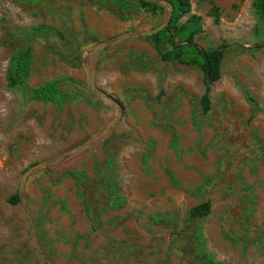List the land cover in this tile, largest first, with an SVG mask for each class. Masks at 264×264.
<instances>
[{"label": "rangeland", "instance_id": "obj_1", "mask_svg": "<svg viewBox=\"0 0 264 264\" xmlns=\"http://www.w3.org/2000/svg\"><path fill=\"white\" fill-rule=\"evenodd\" d=\"M253 1L190 0L178 21L199 16L194 42L224 52L206 113L203 72L162 60L165 39L132 35L99 47L89 56L93 81L121 104L119 117L101 140L27 173L20 190L29 167L74 151L115 119L87 81L85 58L118 35L106 38L120 15L110 0H0V264H264V28ZM166 17L129 0L120 33ZM40 24L63 37L35 35ZM27 44L30 86L78 80L61 84L70 98L60 106L8 86L9 59ZM192 116L210 127L216 163L196 191H182L157 162L168 156L172 121ZM205 200L210 213L191 219L188 209Z\"/></svg>", "mask_w": 264, "mask_h": 264}, {"label": "trees", "instance_id": "obj_2", "mask_svg": "<svg viewBox=\"0 0 264 264\" xmlns=\"http://www.w3.org/2000/svg\"><path fill=\"white\" fill-rule=\"evenodd\" d=\"M129 0H110L112 5H116L121 20H126V11ZM141 8L147 12L156 15L162 14L168 10L167 6L153 0H138ZM172 6V16L168 24L162 29L152 33L149 37L160 40L165 39L171 48L160 52V58L164 61H183L192 64L201 69L204 74L205 91L201 96V108L204 113L210 109V99L208 90L210 83L219 76V65L223 57L222 48L204 49L194 42V36L201 31L200 17L190 15L184 24L178 25V21L190 12V0H161ZM254 13L259 24L264 28V0L253 1ZM215 19H218V10L213 7ZM31 31L35 35L47 32L54 33L63 37L61 32L55 27L40 24L33 25ZM190 53V57L185 54ZM33 49L30 44L21 47L14 52L9 59V66L6 72V81L8 86H23L29 89L32 99L42 102H51L60 106L70 98V95L61 89V84L67 82L75 84L78 80L72 76H56L47 79L37 86L28 84V77L31 70ZM19 200L16 195L11 196L7 201L14 204ZM211 202L205 200L191 207L188 210V216L191 219L201 218L210 213Z\"/></svg>", "mask_w": 264, "mask_h": 264}, {"label": "crops", "instance_id": "obj_3", "mask_svg": "<svg viewBox=\"0 0 264 264\" xmlns=\"http://www.w3.org/2000/svg\"><path fill=\"white\" fill-rule=\"evenodd\" d=\"M122 21L124 20L119 17L117 23L107 29L106 38L119 34L125 29ZM187 120L172 121L171 136L165 141L166 148L168 146V156L157 162L158 172L163 174L166 181L173 182L179 190L196 191L199 185L213 173L216 155L207 146L211 135L210 127H206L197 116ZM201 124H204V127ZM164 179L159 181L165 184Z\"/></svg>", "mask_w": 264, "mask_h": 264}, {"label": "water", "instance_id": "obj_4", "mask_svg": "<svg viewBox=\"0 0 264 264\" xmlns=\"http://www.w3.org/2000/svg\"><path fill=\"white\" fill-rule=\"evenodd\" d=\"M153 1H157V2H160L164 5L167 6L168 10H167V17L166 19L164 20V22L148 29V30H137V29H130V30H127L123 33H120L118 34L117 36H115L114 38H112L111 40H107V41H101L99 43H97L96 45H94V47L88 52L86 58H85V69H86V73H87V81L89 83V85L93 88V90L99 94L102 98L110 101L115 107H116V116H115V119L113 120V122L111 123V125L109 126V128L107 130H105L103 133H101L99 136H97L96 138H94L93 140H91L90 142H87L85 144H83L82 146H80L79 148L75 149L74 151H71V152H68V153H65V154H61L59 156H56L54 158H51L49 160H46V161H43L41 163H37L31 167H29L26 172L22 175V177L20 178V182H19V186H20V190L23 189V181H24V178L26 176L27 173H29L30 171H32L33 169L35 168H38L40 166H43L47 163H50V162H53V161H57V160H60L62 158H66L68 156H70L71 154H74L84 148H87L89 146H91L92 144H94L95 142L101 140L105 135L108 134V132L111 130L112 126L114 125L116 119L119 117L120 113H121V104L118 102V100L111 94L107 93L106 91L104 90H101L100 88H98L96 86V84L94 83L93 81V77H92V72H91V68L89 66V56L95 52L99 47L103 46V45H106L108 43H111V42H114L118 39H121L123 37H126V36H132V35H141V36H146V35H149V34H152L160 29H162L163 27H165L169 20L171 19V16H172V6L164 1H161V0H153ZM39 248V247H38ZM40 250V248H39ZM46 261L51 264L47 259Z\"/></svg>", "mask_w": 264, "mask_h": 264}]
</instances>
